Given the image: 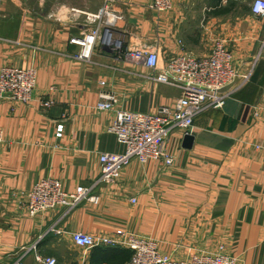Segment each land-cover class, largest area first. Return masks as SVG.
Masks as SVG:
<instances>
[{
	"label": "crops",
	"instance_id": "obj_1",
	"mask_svg": "<svg viewBox=\"0 0 264 264\" xmlns=\"http://www.w3.org/2000/svg\"><path fill=\"white\" fill-rule=\"evenodd\" d=\"M149 1L111 5L119 19L115 37L126 47L154 45L164 63L182 54L206 57L221 40L248 81L222 109L195 117L189 149L182 131L171 133L172 167L133 158L117 183L93 189L98 204L29 217L22 194L37 182L55 179L67 192L90 187L101 171L99 155L123 153L108 131L115 110L97 109L101 92L115 95L116 110L137 113L173 105L181 92L151 80L142 63L116 60L101 47L88 61L77 59L79 48L69 40L85 29L71 9L93 13L103 0H0V68L37 71L28 104L0 99V264H13L17 250L34 243L58 264L128 262L123 246L86 250L73 243V232L119 242L128 234L152 238L175 260L222 247L238 264H264V17L250 13L253 0L241 12V0H176L159 13ZM62 12L61 20L51 17ZM59 122L64 133L57 139ZM22 264H38L34 253Z\"/></svg>",
	"mask_w": 264,
	"mask_h": 264
},
{
	"label": "built area",
	"instance_id": "obj_2",
	"mask_svg": "<svg viewBox=\"0 0 264 264\" xmlns=\"http://www.w3.org/2000/svg\"><path fill=\"white\" fill-rule=\"evenodd\" d=\"M28 1V0H23ZM45 0H39L44 3ZM103 5L96 12H85L71 9L73 21H82L85 32L72 37L69 44L79 48L77 59L88 61L96 47L109 51L116 60L142 63L151 70L150 79L178 89L180 97L173 105H164L154 113H137L117 109L115 95L101 92L97 109L115 110V118L108 131L114 134L117 141L124 146L121 154L102 153L99 155V177L90 187L79 186L67 192L55 179H43L22 194V206L29 217H35L53 209H64L69 213L84 202L98 204L99 197L93 189L99 185L117 183L125 167L133 160L141 164L158 163L163 167H172L174 158L166 150V141L174 130L184 135H192L193 120L208 110H220L225 101L234 95L249 79V74H240L234 67L233 56L223 41H216L211 53L203 58L192 54H182L169 58L162 63L158 51L151 45L126 47L115 37V17L111 5L116 0H103ZM176 0H150L149 10L159 13L170 11ZM250 13L254 17H264V0H253ZM62 15V16H61ZM64 13L51 17L61 20ZM37 71L34 68L20 69L14 66L0 68V99L28 104L36 88ZM104 84V83H102ZM41 106L49 108L52 103L41 100ZM64 133V124L55 125V137L60 139ZM0 130V146L3 143ZM134 203L135 200L132 199ZM53 230V229H51ZM59 233L56 230H53ZM73 243L83 249L97 246H123L130 251L126 264H238L237 259L222 253H192L186 259L175 260L163 254L159 242L152 238H142L128 234L124 241L107 238H95L81 232L71 233ZM38 243L20 247L13 264H22L30 253H34L38 264H58L51 256L37 253Z\"/></svg>",
	"mask_w": 264,
	"mask_h": 264
},
{
	"label": "water",
	"instance_id": "obj_3",
	"mask_svg": "<svg viewBox=\"0 0 264 264\" xmlns=\"http://www.w3.org/2000/svg\"><path fill=\"white\" fill-rule=\"evenodd\" d=\"M193 142V136L191 135H185L183 138V146L187 149L191 147V144Z\"/></svg>",
	"mask_w": 264,
	"mask_h": 264
},
{
	"label": "rangeland",
	"instance_id": "obj_4",
	"mask_svg": "<svg viewBox=\"0 0 264 264\" xmlns=\"http://www.w3.org/2000/svg\"><path fill=\"white\" fill-rule=\"evenodd\" d=\"M246 4H248L247 0H241L240 3L237 1L236 4H235L236 5V12H241L242 10H244V8L247 7Z\"/></svg>",
	"mask_w": 264,
	"mask_h": 264
},
{
	"label": "trees",
	"instance_id": "obj_5",
	"mask_svg": "<svg viewBox=\"0 0 264 264\" xmlns=\"http://www.w3.org/2000/svg\"><path fill=\"white\" fill-rule=\"evenodd\" d=\"M228 11H229V9L227 7L225 9L221 8V10H220L221 13H227ZM130 256H131V254H130ZM129 259H130V257H129Z\"/></svg>",
	"mask_w": 264,
	"mask_h": 264
}]
</instances>
